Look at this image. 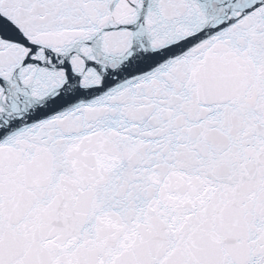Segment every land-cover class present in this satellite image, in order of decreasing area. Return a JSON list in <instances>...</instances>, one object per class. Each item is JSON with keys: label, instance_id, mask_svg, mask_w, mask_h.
<instances>
[{"label": "snow or ice", "instance_id": "1", "mask_svg": "<svg viewBox=\"0 0 264 264\" xmlns=\"http://www.w3.org/2000/svg\"><path fill=\"white\" fill-rule=\"evenodd\" d=\"M0 264H264V0H0Z\"/></svg>", "mask_w": 264, "mask_h": 264}]
</instances>
